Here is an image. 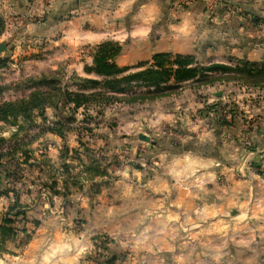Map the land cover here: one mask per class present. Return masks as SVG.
I'll return each instance as SVG.
<instances>
[{
	"label": "rangeland",
	"instance_id": "374dc122",
	"mask_svg": "<svg viewBox=\"0 0 264 264\" xmlns=\"http://www.w3.org/2000/svg\"><path fill=\"white\" fill-rule=\"evenodd\" d=\"M242 9L254 18V13ZM12 13L9 19L0 15V43L6 47L0 52V103L39 92L45 104L31 109L29 116L0 121V217L14 204L15 194L19 203L13 211L25 212L24 218L13 216L16 236L0 249V264H137L131 232L142 214L136 207L137 189H145L152 175L165 171L167 160L199 144L196 135L202 129L217 130L220 108L239 114H244L245 106L261 109L264 98L250 100L255 94L247 92L262 89L251 90L253 78L233 71L211 72L174 88L164 86L158 93L124 83V91L98 95V88L85 86L81 79L88 77L55 66L63 62L53 54L55 47L48 48L51 38L40 30V16L21 19ZM59 33L55 28L54 37ZM217 55L223 54L211 51L203 60L198 49L194 54L201 63L214 62L220 58ZM237 55L226 56L230 65L243 60ZM212 89L225 100L210 96ZM77 91L92 97L78 107L64 103L63 92L70 96ZM156 108L173 111L174 120L143 129L141 133L150 139H140L135 114ZM252 119L240 117L236 123L249 127ZM213 136L204 135L201 141L211 137L214 141ZM91 164L105 174L92 176L86 169ZM121 191H127L130 220L124 239L115 238V230L109 231L101 221L103 215L109 216L103 200H113L116 192L113 205H118L119 196H125ZM143 203L150 204L147 199ZM118 216L110 215L107 221Z\"/></svg>",
	"mask_w": 264,
	"mask_h": 264
},
{
	"label": "crops",
	"instance_id": "0c3cea01",
	"mask_svg": "<svg viewBox=\"0 0 264 264\" xmlns=\"http://www.w3.org/2000/svg\"><path fill=\"white\" fill-rule=\"evenodd\" d=\"M226 2L264 19V0H191L184 6L168 0H0V15L40 16V30L51 38L48 48L55 47L53 54L63 62L55 66L88 78H99L86 73L84 65L92 64L95 46L106 40L121 45L115 58L119 66H135L157 52L194 55L197 49L201 60L211 51L223 54L216 63L230 65L226 56L236 54L262 61L264 22L254 23L235 10L227 13ZM55 28L60 30L56 37ZM248 86L262 89L247 92L255 94L250 100L264 98V80ZM215 93L212 89L210 96L225 100ZM245 107L244 114L234 113L232 124L214 132L202 129L196 135L199 144L167 160L165 171L137 189L142 214L131 231L137 264H264V104ZM156 110L135 114L136 135L174 120L173 111ZM240 117H252L251 125L237 124ZM210 133L214 141H201ZM121 193L118 205H113L116 192L102 203L118 219L108 222L103 215L101 221L115 230V238L124 239L130 220L127 191Z\"/></svg>",
	"mask_w": 264,
	"mask_h": 264
},
{
	"label": "trees",
	"instance_id": "16d2710c",
	"mask_svg": "<svg viewBox=\"0 0 264 264\" xmlns=\"http://www.w3.org/2000/svg\"><path fill=\"white\" fill-rule=\"evenodd\" d=\"M264 21L263 18L254 16L252 21ZM121 52V45L112 40H106L97 44L92 53V64L84 65L86 73H94L100 78H81L87 83V87L98 88V95L107 94L111 92H121L127 89V84L134 83L137 86H144L152 90V93L165 88H174L179 84L206 77L211 72L227 73V72H246V76L253 78V84L259 85L264 80V59L260 62L239 61L240 66L227 65L222 63L212 62L209 64L199 63L193 54H171L168 52H157L152 54L148 61H140L137 65L119 66L115 62V58ZM130 69L135 71L126 73ZM242 78V77H241ZM124 83L126 85L124 86ZM88 93L77 91L73 94L68 92L62 93L64 103L73 102L76 107L80 106L86 101H89L92 96ZM45 104L44 97L39 92H33L26 98H21L16 101H7L0 103V121L7 120L10 117L16 118L18 115L29 116L31 109L41 107ZM217 107L216 104L214 103ZM231 113V118L228 121L225 118V113ZM219 122L223 124H232L234 120L235 111L230 108L219 109ZM62 134L61 132H59ZM64 167H68L65 163ZM92 176H100L105 174L100 171L97 165H89L87 168ZM14 204L0 217V249L5 246L7 241H10L16 236V219L13 216L21 215L25 217V212L21 210L13 211L17 206L18 196L14 195ZM111 260H109V263Z\"/></svg>",
	"mask_w": 264,
	"mask_h": 264
},
{
	"label": "built area",
	"instance_id": "2783aa9c",
	"mask_svg": "<svg viewBox=\"0 0 264 264\" xmlns=\"http://www.w3.org/2000/svg\"><path fill=\"white\" fill-rule=\"evenodd\" d=\"M173 1L176 4L185 5V4H188L191 0H173ZM224 6L226 8V12L227 13H230V12L235 10L241 16H243V17H245V18H247L249 20H251V18H252L251 14L250 13H245L241 7L238 8L237 6H235V5L231 4V3H228V2H226ZM261 25L264 26V23H262ZM225 118L226 119H230L231 118V113H229V112L225 113Z\"/></svg>",
	"mask_w": 264,
	"mask_h": 264
},
{
	"label": "water",
	"instance_id": "95a60500",
	"mask_svg": "<svg viewBox=\"0 0 264 264\" xmlns=\"http://www.w3.org/2000/svg\"><path fill=\"white\" fill-rule=\"evenodd\" d=\"M5 44L4 43H0V52L2 51V50H5ZM220 93H217L216 95H219ZM139 138L140 139H143V140H145V141H148L150 138H149V136L148 135H145V134H139Z\"/></svg>",
	"mask_w": 264,
	"mask_h": 264
}]
</instances>
